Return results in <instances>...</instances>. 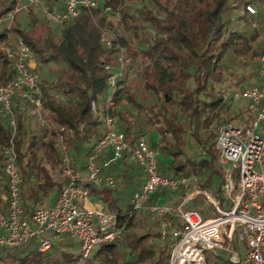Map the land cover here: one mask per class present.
<instances>
[{
    "label": "trees",
    "instance_id": "16d2710c",
    "mask_svg": "<svg viewBox=\"0 0 264 264\" xmlns=\"http://www.w3.org/2000/svg\"><path fill=\"white\" fill-rule=\"evenodd\" d=\"M140 1L143 5L150 3L152 6L141 12L140 19L155 34L145 49L140 48L146 43L143 42L140 19L125 9V0H103L100 8L83 9L77 19L60 25L62 28L58 36L51 33L40 36L33 31L25 33L16 27L0 28V46H10L16 51L18 40L21 39L30 47L38 65L60 62L66 66L63 81L57 88L67 95L69 106L57 105L43 88L42 105L44 114L51 122L72 131L75 141L73 150L79 160L77 164L82 163L81 158L85 160L94 146L88 147L86 142L92 136L98 140L102 135V126L91 111V103L95 101L104 106L109 76L106 67L113 66L120 50L126 48L144 63L142 72L145 95L137 99L128 89L122 87V81L119 83V89L113 97L114 106L108 111L117 120L118 130L125 135L130 145H134L149 132L150 126L158 125L161 136L158 149L161 158L170 160L166 165L158 161L159 173L182 178L198 176L203 171L212 170L207 181L210 186V178L214 174L221 175L222 178L224 176V168L218 161L216 143L215 146H208V160L190 161L183 157L185 136L201 120L203 126L209 129L222 114L228 112L231 104L224 103L222 96L215 93L216 86L222 83L226 75H233L237 69L247 71L254 68L258 77L255 86L258 85L260 58L264 54V43L261 42L264 33V0ZM17 4L18 0H0V21L7 17ZM248 4L257 7L255 16L245 11ZM240 8L244 12L241 19L243 27L230 31L233 16ZM115 14H119L120 20L114 28L109 17ZM257 22L261 28L254 27ZM107 29L115 33L110 49H105L102 45V36ZM13 77L14 59L0 51V86ZM190 79L194 82L193 89H188L187 86ZM201 92H205L206 99L200 97ZM21 102L25 103L20 97L12 100L18 125V164L23 179L21 199L27 212L23 200V186L27 176L35 175L41 180L42 183L38 185L40 193L46 194L55 187L49 170L43 166L42 161L37 160V155L41 153L44 162L52 168L60 164L61 158L55 142L56 134L49 127L42 130L40 137L32 138L26 152L21 153ZM236 118L240 119V113L232 119ZM8 137L6 120L0 115V181L6 180L2 150L8 142ZM195 138L199 144L206 145L209 138H216V135L210 134L204 141L196 136ZM26 156L28 173L22 167ZM123 162L125 161L112 164L102 174H112L111 168L114 165L115 168L119 167ZM217 164L223 172L213 170ZM100 190L105 195V202H110L112 189ZM3 193L6 194L7 189L0 191V195ZM3 207H7V203L0 199V208ZM109 207L119 217L123 215L122 211L115 207V203H111ZM132 222L133 220L129 227ZM162 241L166 240L161 239L158 233L129 235L124 245L129 249L133 260L127 264H168L170 242L162 246ZM115 248L116 245L112 243L102 247L98 254L101 255L104 249H110V255L114 256ZM12 252L24 255V262L42 261L41 255L30 246L16 248ZM71 257L69 253L63 254L65 260Z\"/></svg>",
    "mask_w": 264,
    "mask_h": 264
},
{
    "label": "built area",
    "instance_id": "2783aa9c",
    "mask_svg": "<svg viewBox=\"0 0 264 264\" xmlns=\"http://www.w3.org/2000/svg\"><path fill=\"white\" fill-rule=\"evenodd\" d=\"M40 0H26L17 5L6 19L15 17ZM62 10H43L44 20L49 24L63 25L77 19L83 9L94 10L102 6L99 0H63ZM252 16L257 14L254 5L245 6ZM4 18V19H5ZM105 49L112 47L107 33L102 36ZM0 51L14 59V77L0 86V115L6 120L8 142L2 150L6 180L0 181V191L7 203L6 211L0 215V257L6 251L30 246L41 255V262L26 264H51L55 241L64 235L73 239L78 252L69 260L59 264H95L93 254L97 248L110 245L122 238L135 216L145 209L161 223L160 236L168 240V264H208L205 251L218 249L230 254L234 264H264V54L260 58L259 83L245 90L233 89L221 96L224 103H243L241 124L226 123L216 132V148L219 164L225 169L224 182L213 198L200 189L192 177H171L158 171L157 152L142 137L130 145L125 135L118 130L117 120L108 111L114 106L113 97L123 77L125 58L123 49L113 66H107L108 94L104 106L95 101L91 111L102 126V135L86 156L83 171L76 170L66 149L64 127H53L45 118L42 99L43 89L35 70L31 49L21 39L16 51L10 46H0ZM20 97L30 108V114L42 128L49 127L56 134V145L62 151L63 183L60 192L50 206H41L26 212L21 199L22 175L18 164V125L12 100ZM200 97L206 99L205 92ZM128 161L142 168L144 180L132 195L129 208L119 217L106 210L91 196V188L114 189L112 176L102 172L112 164ZM238 172V183L232 172ZM185 190L186 195L176 209L155 202L147 207L153 197L164 191ZM224 196L230 207L220 203L217 197ZM204 197L217 216L204 219L194 210L187 208L188 202ZM173 214L181 220L175 226L168 219ZM0 264H2L0 262Z\"/></svg>",
    "mask_w": 264,
    "mask_h": 264
},
{
    "label": "rangeland",
    "instance_id": "374dc122",
    "mask_svg": "<svg viewBox=\"0 0 264 264\" xmlns=\"http://www.w3.org/2000/svg\"><path fill=\"white\" fill-rule=\"evenodd\" d=\"M26 0H18L17 5H22L25 3ZM41 3L38 4L36 7H30L27 10L22 11L19 13L13 21L10 19H3L0 21V28H13L16 27L19 30L27 33V32H35L38 35H46L48 33H51L53 35H59L61 32V26L55 25V24H49L44 20L43 17V10H62L63 0L54 2L49 0H40ZM103 1V0H99ZM125 9L129 11L132 15L140 19L141 12H145L146 8H151L150 3H143L140 0H125ZM261 7V6H260ZM257 9V7H255ZM262 8V7H261ZM243 10L240 8L233 16V22L229 26V30H240L243 27V21L241 20L243 17ZM109 20L111 21L113 27H117L120 16L119 14L111 15L109 17ZM141 28H142V37L143 42H146L140 46V48L145 49L149 43H151L153 37L155 36L154 32L151 30V28L140 19L139 22ZM256 28H261V25L259 22L255 24ZM106 33L110 36L112 40L115 39V33L107 29ZM251 33V29L249 30V34ZM261 42L264 43V33L261 37ZM123 49L124 58L126 61L125 68L123 71V77L121 79L122 81V87H125L128 89V91L136 96L137 99L139 97L145 95L144 90V79H143V67L144 63L142 62V59H138L134 57L131 53H129L126 48ZM35 63V70L37 71V75L39 78V82L41 87L48 91L50 96L54 99L55 103L57 105L68 107L69 100L67 95H65L62 91L58 90L57 86L60 85V83L63 81L64 74L66 71V66L63 63L60 62H49L45 65H38ZM255 69L249 68L247 71H244L242 69H237L234 71L233 75H226L220 85L216 86L215 93L222 95L225 93L226 95L230 94L233 89L237 90H245L248 88H252L256 85L258 77L255 75ZM188 89H193L194 82L192 79L188 81ZM158 103V102H157ZM21 107H23L22 110H20L21 118L23 122V130L20 133L19 136V142H20V151L21 153H25L26 149L28 147V144L30 143L31 139L36 137H40L41 132L44 128L40 126V124L37 122V119L30 114V108L27 105V103L21 102ZM242 107L243 103L239 102L237 104L231 105L228 112L225 114H222V117L214 122L213 126L211 128H206L203 126V120H201L199 123H197L192 131L188 132L185 136V147L183 149L184 151V159H188L190 161H200L202 159H209L208 155V146L214 145L216 143V138H209L210 134L216 135L217 129L219 126H221L223 123H234V124H241L244 121L240 114V119H232L235 115L242 113ZM157 110H155V113ZM45 118L47 121L53 126L57 127L56 124L51 122L46 114ZM159 120V117H157ZM223 121V123H221ZM227 121V122H226ZM234 121V122H233ZM159 126L154 124L150 126L149 132L153 133L154 136L152 137V140L149 138V135L146 133L142 137H144L148 143L149 146L154 149L157 152L158 161H162L164 165L169 164V159H162L161 154L158 149V145L160 143L161 136L158 131ZM195 136L200 139L201 141L206 140L209 138L206 145L199 144L195 138ZM65 141H66V149L69 153H72L71 159L73 161V165L75 166L76 170H79L80 172L83 171V165L84 160L82 158L80 161H82L81 164H77L79 161L77 157H75V152L73 150L75 141L73 139V133L71 130H66L65 134ZM94 136L90 138L88 142H86V145L88 147H91L95 144L97 139H93ZM60 158L62 159V151L60 148H58ZM27 158L26 156L22 162V167L26 169L28 173L27 168ZM37 160L42 161L43 166L49 170L52 180L55 184V187L51 190H49L46 194L43 193V196L41 195L40 191L38 190V185L41 184V180L35 176H27L25 179V184L23 186V200L24 204L27 207V210H30L32 207H41L44 206L45 198L47 195L52 193L53 191H59L61 184L63 183V177H62V162L54 168H52L49 164L44 162L43 155L39 153L37 155ZM136 165V164H135ZM218 172H223L221 167L217 164L215 165L214 169ZM226 171L232 172L234 175V181L237 184L238 183V172L234 171L232 166H228ZM212 170L210 171H203L198 176H188L196 179V183L198 187L204 191H207L208 194H210L211 197H215L217 193L220 191V187L223 184L224 176L222 178L221 175L214 174L210 179L211 184L210 186L207 185V181L209 180L210 174ZM225 173V169H224ZM114 179L115 187L114 190L123 192L124 196H128V194L131 195V190L133 191V182L130 183L128 180L127 183L122 182L121 177L112 176ZM41 195V196H39ZM186 195L185 190H180L177 192H168L164 191L161 193L156 202H163L164 204L168 205L172 210L176 209L181 202L183 201L184 197ZM0 199L3 200V202H6L3 195H0ZM217 200L220 201V203L226 205L227 208L230 207V202L226 197L224 196H218ZM154 202L150 201L147 204V207L152 205ZM38 205V206H37ZM187 208L199 212L204 219H213L217 216V213L214 210V207L204 198V197H197L196 199L188 202L186 205ZM35 207V208H36ZM7 207L0 208V215L6 211ZM127 210V209H126ZM173 225L180 226L181 220L180 218L173 214L172 216H169L168 218ZM161 223L158 218L153 217L147 209L137 214L131 223L128 230L125 231L124 235L120 240L115 242L116 248L114 250V256L110 255L111 251L110 249H104L102 251V254L99 255L98 252L100 249L104 246H100L97 248L93 254L94 262L95 264H127L131 263L133 258L132 255L129 252V249L124 245L125 239L130 235H136V236H143L147 233H160ZM162 246H166L168 244V240L165 242H160ZM78 252V247L76 242L71 239L68 235H64L60 238V240L55 241L53 252H52V262L51 264H59L62 260H65L63 258V254L69 253L71 256L75 255ZM16 252L12 251H6L0 257V262L2 264H26L30 262H24L22 255H16ZM205 257L208 264H234L232 260L230 259V254L225 251H220L218 249L215 250H207L205 251ZM239 264V263H237Z\"/></svg>",
    "mask_w": 264,
    "mask_h": 264
},
{
    "label": "crops",
    "instance_id": "0c3cea01",
    "mask_svg": "<svg viewBox=\"0 0 264 264\" xmlns=\"http://www.w3.org/2000/svg\"><path fill=\"white\" fill-rule=\"evenodd\" d=\"M22 109H23V107H21V105H20V110H22ZM153 133H151V132L147 133L151 140H152V137L154 136ZM115 166L116 165H114L111 168L112 169V174L108 173V172L111 171V169L109 171H106L108 173L107 176L121 177L123 179L122 182H124V183H127L128 180L130 181V183L133 182V191L131 190V195L128 194V196H124L123 192L116 191V190L112 189L113 195L110 198V202L106 203L105 199H104L105 195L102 194V190H100L99 188H91V191L94 192V193L93 192L91 193V196H92V199L94 201H97L98 203H100L106 210H109V211L113 212L110 209L109 205H111V203H115V207L117 209H120L122 211V213H124L126 211V209H128L129 202H130V199H131L132 195L142 185V182L144 180V174L142 172V169H140V167H138L137 165H134L132 163H129L128 161L120 163L119 167L115 168ZM61 186H62V184H61ZM60 189H61V187H60ZM59 192H60V190L56 191V192L53 191L52 193L47 195V197L45 198L44 206H50L51 204H53L54 201L56 200ZM41 195L43 196V193H41ZM41 195H39V196H41ZM158 198L159 197H153L152 201L154 199H156V201H157ZM162 202H163V200H162ZM162 202H160V203H162ZM35 207L34 208L32 207L30 210H27V212L30 213L31 211H33L35 209ZM113 213H115V212H113Z\"/></svg>",
    "mask_w": 264,
    "mask_h": 264
}]
</instances>
